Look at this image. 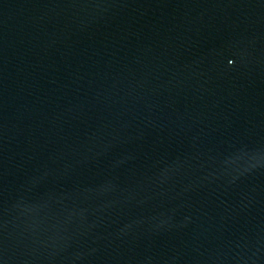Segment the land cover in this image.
<instances>
[{"label": "water", "instance_id": "water-1", "mask_svg": "<svg viewBox=\"0 0 264 264\" xmlns=\"http://www.w3.org/2000/svg\"><path fill=\"white\" fill-rule=\"evenodd\" d=\"M0 264H264V0H0Z\"/></svg>", "mask_w": 264, "mask_h": 264}]
</instances>
